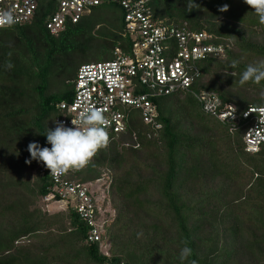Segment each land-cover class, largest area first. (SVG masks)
I'll return each mask as SVG.
<instances>
[{
  "label": "trees",
  "instance_id": "16d2710c",
  "mask_svg": "<svg viewBox=\"0 0 264 264\" xmlns=\"http://www.w3.org/2000/svg\"><path fill=\"white\" fill-rule=\"evenodd\" d=\"M57 2L40 0L32 21L0 27V264H181L185 246L192 255L184 264H264V145L247 152L243 125L231 130L191 92L153 99L159 128L130 110L127 133L78 173L81 182L110 181L107 251L88 240L90 227L74 209L44 208L50 183L42 163H25L28 144L51 147L44 133L54 129L58 103L72 99L82 64L110 60L116 48L129 53L134 43L118 3L96 6L52 35L46 22ZM187 3L153 0L154 18L226 43L225 56L201 62L194 89L240 109L264 106L231 89L264 90V81L239 84L246 65L264 59V24L244 0H194L191 11ZM225 4L228 11H219ZM125 233L131 238L123 241Z\"/></svg>",
  "mask_w": 264,
  "mask_h": 264
},
{
  "label": "built area",
  "instance_id": "2783aa9c",
  "mask_svg": "<svg viewBox=\"0 0 264 264\" xmlns=\"http://www.w3.org/2000/svg\"><path fill=\"white\" fill-rule=\"evenodd\" d=\"M39 1L0 0V10H11L16 19L14 25H22L35 17ZM152 2L58 0L55 12L46 22L52 35L60 34L69 23H79L96 6L118 3L125 11L126 33L134 38V43L129 53L116 48L110 60L82 64L76 74L72 99L58 103L59 114L55 119L72 127L71 120L78 117L81 106L92 105L108 120L107 131L111 141L127 133L130 110H137L144 122L159 128L158 108L153 99L191 92L205 113L228 125L231 130L243 125L246 129L243 137L245 150L258 152L264 145V115L250 111L260 106L240 109L222 102L214 92L194 89L202 77L201 62L210 56H225L226 43H217V37L212 33L190 29L186 23L168 25L157 21ZM246 112L249 113L247 116L244 115ZM82 170H70L54 177L42 164L39 172L48 176L50 183L43 203L46 207L56 203L61 209H74L90 227L88 240L100 242L106 251L103 233L113 213L107 202L110 181L104 175L95 181L81 182L78 173Z\"/></svg>",
  "mask_w": 264,
  "mask_h": 264
},
{
  "label": "clouds",
  "instance_id": "9594fccd",
  "mask_svg": "<svg viewBox=\"0 0 264 264\" xmlns=\"http://www.w3.org/2000/svg\"><path fill=\"white\" fill-rule=\"evenodd\" d=\"M258 16L259 22L264 24V0H244ZM199 7L194 3V0H188L187 10ZM228 5L222 6L219 11H228ZM16 23V19L11 10H0V27H11ZM238 62L233 61L232 68L237 66ZM12 63H6V68L11 69ZM225 74H230L225 72ZM264 81V59L256 63L246 65L245 69L240 74L239 84L241 86L246 83L260 84ZM264 99V90L260 93ZM250 112L264 115V106L257 107ZM249 113H244L247 116ZM233 113L231 114V116ZM55 124L54 129L47 128L46 135L47 143L51 147H41L38 142H30L27 150L30 153V159H26V164H31L32 161L42 163L50 174L58 177L71 171H79L87 167L97 153L106 148L110 142L109 132L107 131L108 120L103 112L92 105H82L78 117L71 120L72 127H68L64 122L52 119ZM192 255L190 247H183L180 250L179 259L181 264ZM191 264H196V261H191Z\"/></svg>",
  "mask_w": 264,
  "mask_h": 264
},
{
  "label": "rangeland",
  "instance_id": "374dc122",
  "mask_svg": "<svg viewBox=\"0 0 264 264\" xmlns=\"http://www.w3.org/2000/svg\"><path fill=\"white\" fill-rule=\"evenodd\" d=\"M258 30V29H257ZM261 32V31H260ZM260 36V39L262 40H264V32H262V34L260 33V35H258V37ZM98 60H101V59H96V60H93V61H98ZM213 76H207V77H204V79H203V81H204V83H207L211 78H212ZM232 89V91H234L236 94H238V95H243V96H246V97H248L250 100H262V98H261V95H260V93H261V89H258V88H231ZM182 98H185V97H182ZM34 171L35 170H33V171H29L28 172V175H29V173H30V177H32V175L34 174ZM41 203H43V200H42V202ZM44 208L45 209H47V211H49L50 213L52 212H56V211H59L58 209H61L56 203H52V205H50L49 207H46V204L44 205ZM123 241H125V240H127V239H129V238H131V235L129 234V235H127L126 233L125 234H123ZM111 243H110V240H109V238L107 237V242H106V244L104 245V248L106 249V251L110 248V245Z\"/></svg>",
  "mask_w": 264,
  "mask_h": 264
}]
</instances>
